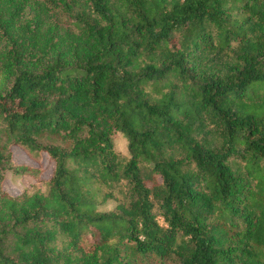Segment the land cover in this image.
Wrapping results in <instances>:
<instances>
[{
  "label": "trees",
  "instance_id": "obj_1",
  "mask_svg": "<svg viewBox=\"0 0 264 264\" xmlns=\"http://www.w3.org/2000/svg\"><path fill=\"white\" fill-rule=\"evenodd\" d=\"M0 264H264V0H0Z\"/></svg>",
  "mask_w": 264,
  "mask_h": 264
},
{
  "label": "rangeland",
  "instance_id": "obj_2",
  "mask_svg": "<svg viewBox=\"0 0 264 264\" xmlns=\"http://www.w3.org/2000/svg\"><path fill=\"white\" fill-rule=\"evenodd\" d=\"M114 148L117 151L123 152L127 154L125 150V142L123 138L116 137L114 141ZM33 155L26 153L21 148L12 147V160L15 164L18 165H26L32 168H37L40 170L39 179L41 181H45L49 179L51 175V170L53 167V163H51L45 155H40L38 160L34 159ZM37 183V180L31 177H15V176H7L2 184L3 191H5L10 196H16L24 191H28L33 188V186ZM114 207V203H109L105 210H111Z\"/></svg>",
  "mask_w": 264,
  "mask_h": 264
}]
</instances>
